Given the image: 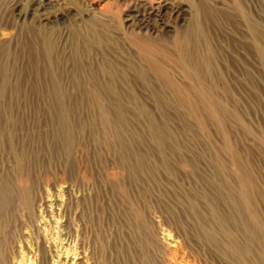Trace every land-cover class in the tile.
<instances>
[{
	"label": "rangeland",
	"instance_id": "1",
	"mask_svg": "<svg viewBox=\"0 0 264 264\" xmlns=\"http://www.w3.org/2000/svg\"><path fill=\"white\" fill-rule=\"evenodd\" d=\"M27 1L25 22L0 29V264H264V67L251 29L264 46V0H169L183 21L157 36L127 21L133 0ZM193 26L199 67L185 70L176 41ZM145 39L167 52L158 59L188 102L149 67Z\"/></svg>",
	"mask_w": 264,
	"mask_h": 264
},
{
	"label": "bare ground",
	"instance_id": "2",
	"mask_svg": "<svg viewBox=\"0 0 264 264\" xmlns=\"http://www.w3.org/2000/svg\"><path fill=\"white\" fill-rule=\"evenodd\" d=\"M7 1H9V0H7ZM43 0H28L27 2V4L30 6V7H32V6H34V5H44L43 3H44V1L42 2ZM83 3L85 2V0H81ZM146 1V0H145ZM208 1V0H207ZM5 2H6V0H0V29L3 27V26H8V25H14L15 24V22L16 21H23V22H25V19H24V17H25V14L24 13H22V11L20 12L19 10H18V8L20 7V4L18 3V0L17 1H15L14 2V4L13 5H11V7L9 8V9H4V8H2L3 6H4V4H5ZM10 2V1H9ZM13 2V1H12ZM148 2H150V3H145V2H143V1H136V0H133L132 2H130L131 3V6H130V8H128V9H130V13H129V15H128V19H127V21H129V23H131V25H133L135 28H137V29H139L141 32L140 33H145V34H149V35H158L159 33H161L164 29H165V27H166V25H167V19H169V18H171V19H174V20H178V21H180L181 20V22L183 21V15H184V12L186 11L185 9H183V7L181 6V5H178V3L176 4H173L171 1H169V0H153V2L152 1H148ZM201 2H203V1H201ZM191 4V3H190ZM202 4V3H201ZM86 5V4H85ZM200 5V4H199ZM205 6V5H204ZM192 7V6H191ZM39 8V7H38ZM197 8V7H196ZM210 8H213V7H210ZM193 9V8H192ZM215 9V8H214ZM217 9V8H216ZM215 9V10H216ZM238 9V8H237ZM199 12V11H198ZM206 12V11H205ZM195 13V12H194ZM200 13H201V11H200ZM204 13V12H203ZM211 14V13H210ZM213 14V13H212ZM35 15V14H34ZM56 15V14H55ZM193 15V14H192ZM199 15V14H198ZM205 15H207V14H205ZM216 15V14H215ZM214 15V16H215ZM221 15V14H220ZM219 14H218V16H220ZM243 15V14H242ZM167 17V18H166ZM195 17V16H194ZM204 18H205V16H203ZM208 18V17H207ZM123 19V18H122ZM192 19V18H191ZM205 20V19H204ZM209 20V19H208ZM21 21V22H22ZM31 21V20H30ZM33 21V20H32ZM200 21V20H199ZM207 21V20H206ZM202 22V21H201ZM16 24H17V22H16ZM199 24V23H198ZM130 25V24H129ZM196 25V24H195ZM201 25V24H200ZM199 25V26H200ZM176 26V25H175ZM255 26V25H254ZM14 27V26H13ZM36 27V26H35ZM196 26H193L190 30H189V32H187L185 35H183V36H181V37H179L178 39H177V41H176V45H177V47L176 48H178V50L180 51V54H181V62L180 63H182V68H187V67H189L190 65H195V68L196 69H198V67H199V59H197L196 60V57L198 56L197 55V46H198V44H199V37L197 36V34H198V32L200 31L199 29H197V28H195ZM133 28V27H132ZM181 28V27H180ZM184 28V27H183ZM186 28V27H185ZM14 29V28H13ZM123 29V28H122ZM253 31V34H254V40H255V47H254V50H255V52H256V54L258 55V58H259V60L261 59V63H262V65H260V66H263L264 67V46L260 43V40H261V32L258 30V28H256V27H253V28H251ZM39 30V29H38ZM35 31V30H34ZM33 31V32H34ZM175 31H176V29H175ZM36 32V31H35ZM38 32V31H37ZM128 32V31H127ZM130 32V31H129ZM19 33V32H18ZM45 33V32H44ZM139 33V32H138ZM205 33H208V32H205ZM204 33V34H205ZM20 34V33H19ZM18 34V35H19ZM139 35H141V34H139ZM263 35V34H262ZM91 36V35H90ZM97 36H100V35H97ZM102 36V35H101ZM131 36V35H130ZM143 36V35H142ZM176 36H178V35H176ZM207 36H209V35H207ZM47 37V36H46ZM137 37V36H136ZM20 38V37H19ZM33 38H35V37H33ZM44 38V37H43ZM96 38V37H95ZM133 38H134V36H133ZM201 38V37H200ZM100 39V38H99ZM120 39H122V38H120ZM165 38H163V40H164ZM173 39V38H172ZM198 39V40H197ZM19 40V39H18ZM101 40V39H100ZM127 40V39H126ZM161 40V39H160ZM159 41V40H158ZM174 41V42H175ZM44 42H45V39H44ZM75 42H77V41H75ZM88 42H89V40H88ZM102 42V41H101ZM128 42H130V41H128ZM163 42H165V41H163ZM202 42V41H201ZM200 42V43H201ZM3 43V42H2ZM6 43V42H5ZM20 43H22V42H20ZM89 43H91V42H89ZM131 43V42H130ZM10 44V43H9ZM25 44V43H24ZM40 44V43H39ZM77 44V43H76ZM96 44V43H95ZM102 44V43H101ZM158 44V43H157ZM11 45V44H10ZM16 45H18L17 43H16ZM27 45V44H26ZM82 45V44H81ZM130 45V44H129ZM247 45V44H246ZM245 45V46H246ZM12 46V45H11ZM19 46V45H18ZM99 46V45H98ZM137 46L139 47V49L145 54V56H147V62H148V65H149V67L153 70V71H155L156 73H158L165 81H166V83H167V85L168 86H171V87H173V89L177 92V93H179L180 94V98H181V100L182 101H184V102H188L189 101V97L187 96V94H184L182 91H180L179 89L180 88H176V86H175V84L172 82V80L170 79V77H169V74L166 72V70H165V68H164V66L160 63V61H159V59H158V56H159V54L160 53H162L163 52V49L161 48V47H159V46H155V44L151 41V40H149V39H145V40H139V42H137ZM163 46V45H162ZM171 46H173V45H171ZM175 46V45H174ZM210 46V45H209ZM254 46V45H253ZM252 46V47H253ZM7 47H8V44H4V45H2L1 46V48H0V50L2 49L3 51L2 52H4L6 49H7ZM88 47V46H87ZM167 47V46H166ZM251 47V48H252ZM10 48V47H9ZM9 48H8V51H5L6 53L7 52H10L9 51ZM75 48V47H74ZM77 48V47H76ZM85 48V47H84ZM202 48V47H201ZM206 48H207V46H206ZM248 48H250V46L249 47H247V49ZM90 49V48H89ZM175 49V48H174ZM211 49V48H210ZM44 50H46V47H45V49ZM105 50V49H104ZM108 50V49H107ZM135 50H136V48H135ZM140 50H139V53H142V52H140ZM175 50H177V49H175ZM37 51V50H36ZM178 51V52H179ZM251 51H252V49H251ZM13 52V51H12ZM38 52V51H37ZM59 52V51H58ZM105 53V52H104ZM137 53H138V51H137ZM142 53V54H143ZM164 53V52H163ZM172 53V52H171ZM174 53V52H173ZM206 53H208V52H206ZM47 54V53H46ZM106 54V53H105ZM166 54H167V52H166ZM165 53H164V55H166ZM169 54V53H168ZM177 54H179V53H177ZM210 54V53H209ZM11 55V57H12V53L10 54ZM140 55V54H139ZM162 55V54H161ZM160 55V56H161ZM253 55V54H252ZM251 55V56H252ZM8 57H9V55H7ZM39 56V55H38ZM45 56V55H44ZM50 56V55H49ZM180 56V55H179ZM207 56V55H206ZM215 56H216V54H215ZM47 57H48V55H47ZM78 57V56H77ZM162 57V56H161ZM164 57V56H163ZM162 57V58H163ZM199 57V56H198ZM201 57V56H200ZM202 57H204V56H202ZM209 57V56H208ZM10 58V57H9ZM8 58V60H10ZM19 58V57H18ZM17 58V59H18ZM24 58V57H23ZM36 58V57H35ZM44 58V57H43ZM161 58V59H162ZM172 58V57H171ZM170 58V59H171ZM38 59V58H37ZM107 59V58H106ZM176 59L178 60V57H176ZM15 60V59H14ZM105 61V60H104ZM108 61V60H107ZM141 61V60H140ZM169 61V60H168ZM195 61V63H193ZM17 62V61H16ZM37 62V61H36ZM106 62V61H105ZM110 62V61H109ZM146 62V63H147ZM209 62H210V60H209ZM216 62V61H215ZM8 63H11V62H8ZM15 63V62H14ZM143 63V62H142ZM169 63H171V62H169ZM176 63H178V62H176ZM201 63V62H200ZM211 63V62H210ZM259 63V62H258ZM37 64V63H36ZM116 64V63H115ZM175 64V63H174ZM39 65V64H38ZM40 66V65H39ZM47 67H48V65H46ZM45 66V67H46ZM108 66V65H107ZM203 66H204V64H203ZM115 67V66H114ZM181 67V66H180ZM257 67V66H256ZM255 67V68H256ZM7 63L6 62H4L1 58H0V77L1 78H3L5 75H6V72H7ZM10 68H11V66H10ZM55 68V67H54ZM73 68V67H72ZM217 68V67H216ZM258 68V67H257ZM256 68V69H257ZM39 69V68H38ZM53 69V68H52ZM74 69H76V68H74ZM88 69V68H87ZM140 69V68H139ZM206 69V68H205ZM210 68H208V70H209ZM46 70V69H45ZM81 70V69H80ZM80 70H79V72H80ZM120 70V69H119ZM148 70V69H147ZM179 70V69H178ZM186 70V69H185ZM207 70V71H208ZM217 70V69H216ZM261 70H262V68H261ZM39 71H41V70H39ZM103 71H105V70H103ZM142 71V70H141ZM171 71V70H170ZM195 71V70H194ZM42 72V71H41ZM74 72V71H73ZM144 72V71H143ZM147 72V71H146ZM187 72V71H186ZM189 72V71H188ZM197 72H199V71H197ZM261 72V71H260ZM39 73V72H38ZM51 73V72H50ZM55 74H56V72H54ZM90 73V72H89ZM94 73H96V72H94ZM109 73V72H108ZM171 73V72H170ZM207 73V72H206ZM73 74V73H72ZM76 74V73H75ZM107 74V73H106ZM105 74V75H106ZM111 74V73H110ZM109 74V75H110ZM119 74V73H118ZM186 74V73H185ZM189 74V73H188ZM191 74V73H190ZM48 75H49V73H48ZM94 75V74H93ZM104 75V76H105ZM114 74H112V76H113ZM116 75V74H115ZM46 76V75H45ZM44 76V77H45ZM57 76V75H56ZM78 76V75H77ZM92 76V75H91ZM9 77V76H8ZM49 77V76H48ZM59 78H60V76H58ZM63 77H64V75H63ZM93 77V76H92ZM99 76H97L96 78H98ZM109 77V76H108ZM111 77V76H110ZM127 77V76H126ZM153 77V76H152ZM151 77V78H152ZM217 77H219V76H217ZM5 78V77H4ZM112 78V77H111ZM123 78V77H122ZM155 78V77H154ZM174 78V77H173ZM176 78V77H175ZM187 78V77H186ZM193 78V77H192ZM213 78V77H212ZM214 78H216V77H214ZM64 79V78H63ZM63 79H62V81H63ZM75 79V78H74ZM77 79V78H76ZM86 79H87V77H86ZM106 79V78H105ZM54 80V79H53ZM57 80H59V79H57ZM72 80V79H71ZM96 80V79H95ZM194 80V79H193ZM203 80V79H202ZM207 80V79H206ZM213 80V79H212ZM62 81H60V82H58V83H61ZM70 81V80H69ZM73 81V80H72ZM83 81V80H82ZM92 81V80H91ZM111 81H112V79H111ZM110 81V82H111ZM152 81H153V79H152ZM177 81V80H176ZM211 81V80H210ZM214 81V80H213ZM45 82V81H44ZM57 82V81H56ZM55 82V83H56ZM108 82V81H107ZM124 82H126V81H124ZM141 82V81H140ZM195 82V81H194ZM198 82V81H197ZM64 83H66V82H64ZM73 83V82H72ZM75 83V82H74ZM80 83V82H79ZM100 83V82H99ZM101 83H102V81H101ZM114 83V82H113ZM165 83V82H164ZM199 83V82H198ZM211 83V82H210ZM217 83V82H216ZM1 84V83H0ZM71 84V83H70ZM69 84V85H70ZM81 84V83H80ZM107 84V83H106ZM105 84V85H106ZM108 84H110V83H108ZM193 84V83H192ZM205 84V83H204ZM60 85V84H59ZM64 85V84H63ZM161 85H163V82H162V84ZM51 86V85H50ZM81 86V85H80ZM84 86V85H83ZM92 86V85H91ZM104 86V85H103ZM144 86V85H143ZM187 86V85H186ZM210 86H211V84H210ZM89 87V86H88ZM151 87V86H150ZM180 87V86H179ZM199 87V86H198ZM200 87H201V85H200ZM217 87V86H216ZM219 87V86H218ZM58 88H60V87H58ZM95 88H97V87H95ZM158 88V87H157ZM51 89V88H50ZM72 89V88H71ZM78 89V88H77ZM208 89V88H207ZM58 90V89H57ZM61 90V89H60ZM67 90V89H66ZM84 90H88V88L87 89H85L84 88ZM101 90V89H100ZM108 90H109V88H108ZM213 90V89H212ZM56 91V90H55ZM118 91V90H117ZM185 91V90H184ZM196 91V90H195ZM1 92V91H0ZM57 92H61L60 94H64V92H62V90L61 91H57ZM88 91H86V93H87ZM89 92H91V91H89ZM166 92V91H165ZM164 92V93H165ZM218 92V91H217ZM72 93V92H71ZM112 93V92H111ZM60 94H59V96H60ZM67 94V93H66ZM78 94V93H77ZM80 94V93H79ZM94 94V93H93ZM168 94H169V92H168ZM167 94V95H168ZM215 94H216V92H215ZM74 95V94H73ZM88 95V94H87ZM132 95V94H131ZM159 95V94H158ZM191 95V94H190ZM0 96H2V95H0ZM64 96V95H63ZM77 96V95H76ZM165 96V95H164ZM199 96V98H200V101L201 102H203L205 105H209V106H212V107H214L215 105H216V103H217V98L212 94V92H207V93H205V94H203V95H198ZM220 96V95H219ZM218 96V97H219ZM73 97V96H72ZM92 97V96H91ZM105 97V96H104ZM110 97H112V96H110ZM162 97V96H161ZM178 97V96H177ZM53 98V97H52ZM59 98H62V97H59ZM65 98V97H64ZM63 98V99H64ZM71 98V97H70ZM137 98V97H136ZM159 98V97H158ZM163 98V97H162ZM63 99L61 100V101H63ZM68 99V98H67ZM93 99L94 100H96L97 99V96L96 95H94L93 96ZM100 99V98H99ZM105 99V98H104ZM116 99V98H115ZM114 99V100H115ZM125 99V98H124ZM161 99V98H160ZM76 100V99H75ZM80 100V99H79ZM84 100V99H83ZM106 100V99H105ZM104 100V101H105ZM162 100V99H161ZM179 100V99H178ZM222 100H224V99H222ZM88 101H89V99H88ZM165 101H167V100H165ZM63 102H65V100L63 101ZM85 102V101H84ZM95 102V101H94ZM119 102V101H118ZM170 102V101H169ZM99 103V102H98ZM102 103V102H101ZM100 103V104H101ZM108 103V102H107ZM115 103V102H114ZM117 103V102H116ZM163 103V102H162ZM175 103H177V102H175ZM62 104V103H61ZM218 104V103H217ZM193 105V104H192ZM201 105V104H200ZM224 105H226V104H224ZM196 107V106H195ZM224 107V106H223ZM199 108V107H198ZM197 108V109H198ZM200 109V108H199ZM217 111V110H216ZM219 111V110H218ZM102 112H104V111H102ZM226 113V112H225ZM224 114V113H223ZM109 115V114H108ZM105 116V115H104ZM214 116H215V114H214ZM224 116V115H223ZM211 119V118H210ZM226 119V118H225ZM222 121V120H221ZM64 122V121H63ZM62 122V123H63ZM200 123V122H199ZM204 123V122H203ZM222 123H224V120H223V122ZM203 125V124H202ZM217 125V124H216ZM219 125V124H218ZM205 126V125H204ZM222 127H224V126H222ZM223 133H225V132H223ZM153 134H155V133H153ZM159 134V133H158ZM157 135V134H156ZM227 135V134H226ZM158 136V135H157ZM160 136V135H159ZM162 137V136H161ZM164 137V136H163ZM225 137V136H224ZM227 138V137H226ZM224 140H225V138H224ZM230 140V139H229ZM226 141V140H225ZM231 141V140H230ZM226 143V142H225ZM162 145V144H161ZM230 145V144H229ZM163 146V145H162ZM228 147V146H227ZM161 148V147H160ZM231 150H234V148L233 149H231ZM123 151V150H122ZM229 151V150H228ZM234 152V151H233ZM236 152V151H235ZM238 156V155H237ZM233 157V156H232ZM231 157V159L232 160H234L233 158ZM236 159V158H235ZM140 161H142V160H140ZM244 161V160H243ZM243 161H240V162H243ZM221 164V163H220ZM244 164H246L247 165V163H244ZM224 166V165H223ZM238 166H240V165H238ZM243 167V166H242ZM221 168H222V166H221ZM247 168V167H246ZM240 169H242L241 167H240ZM244 169V168H243ZM243 169H242V171H243ZM248 169V168H247ZM224 170H225V168H224ZM238 170V169H237ZM236 173H237V171H236ZM248 174L250 173V172H247ZM237 177V176H236ZM241 177V176H240ZM252 177H254V176H252ZM238 178V177H237ZM244 178V177H243ZM243 178H242V180H243ZM248 179H249V177H247ZM244 179H246V178H244ZM254 179V178H253ZM0 182H1V180H0ZM246 182V181H245ZM250 182V181H249ZM239 184V183H238ZM246 184H248V182L246 183ZM251 184H252V182H251ZM256 184V183H255ZM9 185V184H8ZM244 185V184H243ZM6 186V185H5ZM242 186V185H241ZM256 186V185H255ZM7 187V186H6ZM11 187V186H10ZM253 187V186H252ZM246 188V187H245ZM244 188V189H245ZM242 189V188H241ZM254 189V188H253ZM9 190H11V189H8V188H5L4 190H3V195L4 196H7V194L9 193ZM248 190V189H247ZM258 190V189H257ZM240 191V190H239ZM238 191V192H239ZM252 191V190H251ZM262 191V190H261ZM260 191V192H261ZM237 192V193H238ZM241 192V191H240ZM264 192V191H263ZM243 194H245V192H242ZM248 192H246V194H247ZM262 193V192H261ZM243 194H241V195H243ZM251 194V193H250ZM253 194H255V192L253 193ZM263 194V193H262ZM23 195V194H22ZM238 195V194H237ZM240 195V194H239ZM257 195V194H256ZM231 196H234V195H231ZM230 196V197H231ZM239 197V196H238ZM237 197V198H238ZM252 197H254V196H252ZM8 198V197H7ZM234 198V197H233ZM236 198V197H235ZM230 199V198H229ZM242 199V198H241ZM6 200V199H5ZM232 200H234V199H232ZM245 200V199H244ZM246 200H247V198H246ZM249 200V199H248ZM251 200V199H250ZM3 201V200H2ZM233 202V201H232ZM234 202H236L237 203V201H234ZM243 202V201H242ZM249 202H251V201H249ZM248 202V203H249ZM235 203V204H236ZM247 203V204H248ZM247 204H245V205H247ZM250 204V203H249ZM244 205V206H245ZM4 206V205H3ZM236 206V205H235ZM241 206V205H240ZM248 206H250V205H248ZM253 206V205H252ZM237 207V206H236ZM251 207V206H250ZM247 210V209H246ZM255 210V209H254ZM244 211V210H243ZM247 212H248V210H247ZM256 212V211H255ZM257 213H255V215H256ZM258 215V214H257ZM249 216V215H248ZM253 217V216H252ZM256 217V216H255ZM256 219V218H255ZM254 219V220H255ZM255 223V222H254ZM256 223H257V221H256ZM260 223V222H259ZM260 225V224H259ZM264 227V226H263ZM262 228V227H261ZM260 228V229H261ZM264 231V230H263ZM264 234V233H263ZM215 236V235H214ZM264 236V235H263ZM212 238H214L213 236H212ZM213 240H215V239H213ZM264 241V240H263ZM231 247H232V244H231ZM249 247V246H248ZM233 248V247H232ZM246 248V247H245ZM244 248V249H245ZM235 249V248H234ZM250 249V248H249ZM233 250V249H232ZM248 250V249H247ZM246 250V251H247ZM250 251V250H249ZM248 252V251H247ZM251 253V252H250ZM249 253V254H250ZM0 254H2V252L0 253ZM236 254V253H235ZM248 254V253H247ZM246 254V255H247ZM4 255V254H3ZM143 255V254H142ZM261 255H263V254H261ZM3 257V256H2ZM245 257V256H244ZM238 258V257H237ZM262 258V257H261ZM5 259V258H4ZM1 260V259H0ZM147 260H149V259H147ZM259 260V259H258ZM3 261V260H2ZM264 261V260H263ZM1 262V261H0ZM5 262V261H4ZM3 262V263H4ZM73 262V261H72ZM149 263V262H148ZM258 263V262H257ZM2 264V263H1ZM263 264V263H262Z\"/></svg>",
	"mask_w": 264,
	"mask_h": 264
}]
</instances>
